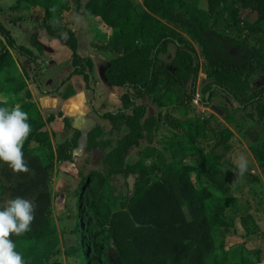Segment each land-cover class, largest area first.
Listing matches in <instances>:
<instances>
[{
	"label": "trees",
	"instance_id": "obj_1",
	"mask_svg": "<svg viewBox=\"0 0 264 264\" xmlns=\"http://www.w3.org/2000/svg\"><path fill=\"white\" fill-rule=\"evenodd\" d=\"M18 3L42 10L43 28L51 37L59 39L57 34L68 31L70 13L81 11L114 35L96 50L112 55L104 77L121 90V107L100 115L109 130L99 124L86 135L89 152H104L103 171H93L83 181L74 229L77 243L64 255L80 264H234L230 260L231 250L238 245L234 216L245 229L251 216L234 211L228 217L224 207L211 208L209 200L217 192L219 202L228 201L239 173L234 161L239 143L215 115L193 116V101L203 73L208 81L203 94L221 92L249 112L264 132V0H89L84 6L80 0ZM246 11L256 20L244 16ZM170 25L184 30L190 41ZM250 36L256 37L254 45ZM172 44L176 51L166 62L163 56ZM65 45L72 54L73 75L89 84L93 60L78 55L73 33L69 32ZM11 51L37 60L16 44L0 22V107L20 105L31 126L22 147L29 171L14 172L0 162V208L16 197L33 201L30 231L9 238L25 264H63L61 250H53L58 241L50 195L53 166L42 160H53L56 154L47 130L55 116L42 118ZM148 102L166 114L149 116ZM174 108L180 111L178 117L172 115ZM161 121L169 129L167 149L178 162L164 170L140 162L129 164L130 154L157 132ZM81 137L75 129L72 141L57 149L59 158L71 160ZM251 149L264 171V144ZM147 153L156 152L148 149ZM117 176L128 182L129 192L120 208L112 211L106 189ZM88 184L93 185L94 197L86 201L83 192ZM246 235L239 264H261L263 249H247Z\"/></svg>",
	"mask_w": 264,
	"mask_h": 264
},
{
	"label": "rangeland",
	"instance_id": "obj_2",
	"mask_svg": "<svg viewBox=\"0 0 264 264\" xmlns=\"http://www.w3.org/2000/svg\"><path fill=\"white\" fill-rule=\"evenodd\" d=\"M86 5L89 0H80ZM140 2V0H135ZM1 24L9 30L18 46H22L35 57L36 62L30 60L24 54L11 51L19 70L23 73L32 98L39 108L44 120L50 115L55 120L48 124L53 134V147L56 154L53 160L42 158L44 164L53 166L50 195L52 202V214L58 230V241L53 244V250H61L60 259L63 264H80L76 258H68L64 255L66 249L76 246L74 229L78 222V204L83 189V181L93 171H103L102 160L104 152L87 150V133L96 125H102L106 130L110 129L107 121L101 120L100 115L105 112H116L120 107L121 90L106 83L104 70L112 59L107 52L96 50L113 39L114 35L102 23L95 24L88 16L80 13H70L67 29L57 34L59 39L49 36L43 28L44 13L38 8H33L18 0L0 1ZM249 16L251 21L256 20V15L249 11L244 16ZM182 37L190 41V37L184 30L174 27ZM69 32L73 33L78 42V55L82 58H91L94 63V71L91 81L87 84L83 77L73 75L72 54L65 42L69 39ZM34 38V39H33ZM248 40V38H247ZM256 37L250 36L249 43L254 45ZM41 45V51L37 46ZM176 51L175 45H170L168 53L163 56L166 62H171ZM199 54V51H198ZM66 81L68 78H70ZM65 81V82H64ZM208 83L206 75L200 73L197 81L196 98L193 101L195 113L199 118L213 114L218 117L234 134L239 143L235 150L234 161L238 168L239 158L247 161V170L234 176L229 190L228 201L219 202L221 195L213 193L209 200L211 208L222 206L225 214L234 216L249 213V223L245 229L238 216H234L238 245L230 252V260L234 264L240 263L241 245L243 237L248 230L249 250L262 248L264 264V171L260 167L251 146L264 144V132L262 127L252 118L249 112H243L236 104L221 92L203 94V89ZM73 91V92H72ZM74 93V94H73ZM76 93V94H75ZM207 100L205 104L204 101ZM149 116L159 118L166 111L148 102ZM172 115L178 117V108L172 109ZM75 127L80 129L83 136L78 142V147L71 152V160L59 158L57 149L59 146L72 141ZM170 139L168 127L161 121V125L154 135L148 137L140 147L134 150L127 162H137L154 169L164 170L166 166L176 164L167 149ZM35 146V145H33ZM65 146V145H64ZM148 149H154L155 155L149 156ZM158 174H161L157 171ZM128 182L120 177H114L108 183L106 194L110 209L116 211L120 208V202L128 196ZM85 200L94 197L93 185L88 184L84 190ZM43 251L44 243L38 246Z\"/></svg>",
	"mask_w": 264,
	"mask_h": 264
},
{
	"label": "clouds",
	"instance_id": "obj_3",
	"mask_svg": "<svg viewBox=\"0 0 264 264\" xmlns=\"http://www.w3.org/2000/svg\"><path fill=\"white\" fill-rule=\"evenodd\" d=\"M31 132L28 114L15 105L11 109L0 107V162L7 164L14 172H28L22 147ZM247 170V161L239 158L238 171ZM33 201L16 197L0 208V264H25L21 254L15 250L16 244L10 234L21 236L30 231L34 219Z\"/></svg>",
	"mask_w": 264,
	"mask_h": 264
},
{
	"label": "crops",
	"instance_id": "obj_4",
	"mask_svg": "<svg viewBox=\"0 0 264 264\" xmlns=\"http://www.w3.org/2000/svg\"><path fill=\"white\" fill-rule=\"evenodd\" d=\"M75 94H76V93H75ZM34 100H35V98H34ZM36 104H37V103H36ZM75 129L78 130V131H80V129H78V128H76V127H75ZM47 130H48L49 134L51 135L52 140H54V139H53V134H52L51 130L49 129V126H48V125H47ZM81 134H82V132H81ZM82 136H83V134H82ZM81 138H82V137H81Z\"/></svg>",
	"mask_w": 264,
	"mask_h": 264
}]
</instances>
